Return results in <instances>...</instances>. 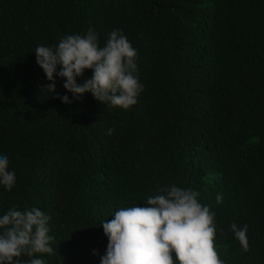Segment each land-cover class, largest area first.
Listing matches in <instances>:
<instances>
[{
    "label": "trees",
    "instance_id": "1",
    "mask_svg": "<svg viewBox=\"0 0 264 264\" xmlns=\"http://www.w3.org/2000/svg\"><path fill=\"white\" fill-rule=\"evenodd\" d=\"M89 28L137 50L143 91L127 110L73 100L58 76L45 90L35 49ZM0 156L16 176L0 216H50L54 253L32 257L46 264H101L102 222L173 184L215 213L224 264H264V0H0ZM232 223L249 226L247 252Z\"/></svg>",
    "mask_w": 264,
    "mask_h": 264
},
{
    "label": "clouds",
    "instance_id": "2",
    "mask_svg": "<svg viewBox=\"0 0 264 264\" xmlns=\"http://www.w3.org/2000/svg\"><path fill=\"white\" fill-rule=\"evenodd\" d=\"M35 57L51 82L45 89L50 94L55 92L54 76H58L73 100L90 93L108 107L127 110L143 91L137 75V50L120 29L109 33L102 47L97 33L89 28L84 35L62 37L55 48L38 46ZM85 70L92 71L91 78L77 84ZM55 98L64 104L72 102L67 95ZM113 131L109 128L107 134ZM15 184L8 158L0 156V186L11 191ZM159 192L147 198L145 207L121 208L110 221L102 222L108 244L101 264H224L214 243L215 213L198 201L199 193L174 184ZM222 198L218 194L216 202L221 203ZM49 220L50 216L35 207L22 212L13 206L0 216V264H22L18 259L22 255L30 258L27 264H46L44 259L32 257L54 253ZM248 227L230 226L245 252L249 250Z\"/></svg>",
    "mask_w": 264,
    "mask_h": 264
}]
</instances>
